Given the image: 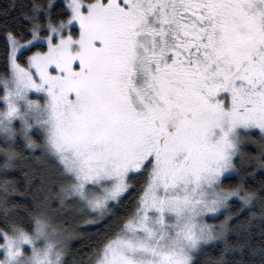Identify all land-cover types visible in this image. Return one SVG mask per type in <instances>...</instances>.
I'll use <instances>...</instances> for the list:
<instances>
[{"label":"snow or ice","instance_id":"snow-or-ice-1","mask_svg":"<svg viewBox=\"0 0 264 264\" xmlns=\"http://www.w3.org/2000/svg\"><path fill=\"white\" fill-rule=\"evenodd\" d=\"M0 264H264V0L0 7Z\"/></svg>","mask_w":264,"mask_h":264},{"label":"trees","instance_id":"trees-1","mask_svg":"<svg viewBox=\"0 0 264 264\" xmlns=\"http://www.w3.org/2000/svg\"><path fill=\"white\" fill-rule=\"evenodd\" d=\"M9 3V0H0V7L6 6ZM252 259L258 260L259 257H252Z\"/></svg>","mask_w":264,"mask_h":264}]
</instances>
